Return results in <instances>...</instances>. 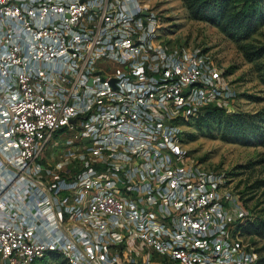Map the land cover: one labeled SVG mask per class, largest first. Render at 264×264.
Instances as JSON below:
<instances>
[{
  "label": "built area",
  "instance_id": "1",
  "mask_svg": "<svg viewBox=\"0 0 264 264\" xmlns=\"http://www.w3.org/2000/svg\"><path fill=\"white\" fill-rule=\"evenodd\" d=\"M153 15L0 0V264H259L231 175L182 148L181 121L236 90Z\"/></svg>",
  "mask_w": 264,
  "mask_h": 264
},
{
  "label": "rangeland",
  "instance_id": "2",
  "mask_svg": "<svg viewBox=\"0 0 264 264\" xmlns=\"http://www.w3.org/2000/svg\"><path fill=\"white\" fill-rule=\"evenodd\" d=\"M146 2L164 43L213 54L224 71L222 81H230L236 90L225 115L204 111L198 118L181 121L183 150L231 175L246 211L253 212L249 220L264 217V0L249 3L251 15L244 20L237 15L243 0H228L222 7L214 0ZM243 238L259 248L258 257L264 254V238L245 234ZM44 264L67 263L52 256Z\"/></svg>",
  "mask_w": 264,
  "mask_h": 264
},
{
  "label": "trees",
  "instance_id": "3",
  "mask_svg": "<svg viewBox=\"0 0 264 264\" xmlns=\"http://www.w3.org/2000/svg\"><path fill=\"white\" fill-rule=\"evenodd\" d=\"M227 1L228 0H214V3L217 6L222 7V5L226 3ZM258 1L260 0H243L241 7L237 10V15L239 19L244 20V18H248L251 15L250 13L251 11L249 10V3L252 2L254 4V2H258ZM204 111L208 112L209 114H219V115H225L226 113L223 108H220L215 105L207 106ZM242 226H243L242 234H245L248 236L251 235L252 237L254 235H258L259 237L264 238V217H260V218L258 217V219L256 220L246 221L244 224H242ZM258 249L256 251H258ZM53 256H60V255L53 254ZM60 258L67 263V261L64 258H62L61 256ZM257 259H258L259 264H264V254L263 255L260 254ZM41 261H44L43 262L44 264L45 261L47 260L43 259ZM41 261L39 262V264H41Z\"/></svg>",
  "mask_w": 264,
  "mask_h": 264
},
{
  "label": "water",
  "instance_id": "4",
  "mask_svg": "<svg viewBox=\"0 0 264 264\" xmlns=\"http://www.w3.org/2000/svg\"><path fill=\"white\" fill-rule=\"evenodd\" d=\"M143 13L146 14V15H148V14H150V10L147 9V8H145V9H143Z\"/></svg>",
  "mask_w": 264,
  "mask_h": 264
}]
</instances>
